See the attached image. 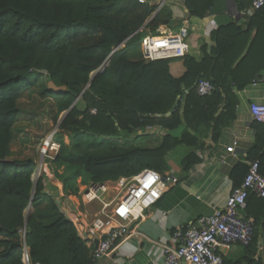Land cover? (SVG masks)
I'll list each match as a JSON object with an SVG mask.
<instances>
[{
  "label": "trees",
  "instance_id": "1",
  "mask_svg": "<svg viewBox=\"0 0 264 264\" xmlns=\"http://www.w3.org/2000/svg\"><path fill=\"white\" fill-rule=\"evenodd\" d=\"M187 9L191 15L203 16L191 9L189 1ZM150 13L138 0H0V264H24L23 228L28 264H91L86 241L78 237L51 196L44 194L46 173L42 171L34 183L36 165L32 160L6 159L10 129L18 115L16 101L32 73L44 76L47 83L66 87L59 94L49 91L47 84L45 90L50 97L67 100L62 112L80 96L81 103L71 109L61 125L69 124L62 130L71 131L77 140L90 138L102 144L100 138L123 139L128 146L104 155L73 156L58 133L60 150L52 170L65 196L76 195L78 180L86 185L115 182L143 170L163 174L173 161L179 180H184L201 162L202 154L216 145L219 132L235 120L238 100L233 89L243 90L264 69V42L260 40L264 6L245 29L233 23L214 30L212 46L202 48L199 63L186 56L145 64L142 59L132 61L125 56L132 40L138 38L140 46L147 35L140 29ZM80 28L100 36L89 40L90 45L67 39V34L78 33ZM118 47L104 70L91 80L92 73ZM174 60L182 61L184 72L179 77L170 72ZM201 81L212 85L211 94H197ZM93 109L95 115L90 113ZM146 128H158L163 134L157 146H136L139 139L148 137L143 134ZM254 128L255 143L245 161L234 168L232 188L240 186L252 161L259 162V173L264 177V124ZM44 199L50 201V208L41 218L49 223L43 225L36 213L25 220L28 206ZM250 199L260 202L258 214L263 215L264 199L251 194L245 217L252 216ZM255 237L256 233L250 247H254ZM245 264L264 263L247 258Z\"/></svg>",
  "mask_w": 264,
  "mask_h": 264
},
{
  "label": "crops",
  "instance_id": "2",
  "mask_svg": "<svg viewBox=\"0 0 264 264\" xmlns=\"http://www.w3.org/2000/svg\"><path fill=\"white\" fill-rule=\"evenodd\" d=\"M187 1L193 11H198L203 16L191 15L187 9ZM253 1L255 0H144L141 5L147 6L151 13L140 30H145L146 34L155 35L176 31L182 26L187 27L189 30L187 56L199 63L203 59L202 48L212 46L210 36L214 30L233 23L242 29L246 28L252 17L259 11L246 17L243 11L241 12V8L250 9ZM205 6L208 7L207 10ZM260 40L264 42V35ZM170 72L174 77L181 76L184 72L182 61H172ZM260 77H264V69L260 70L243 90L233 89L238 100L235 120L229 127L219 132L216 145L202 154L201 162L190 170L184 180H179L177 164L175 161L172 162L170 170L175 173L179 182L166 190L161 199L145 212L143 218L131 222L129 228H133L139 237L126 240L112 256L102 258L95 263L91 262V264L161 262L163 245H175L172 233L176 229L185 227L199 217L211 215L224 206L233 187L231 174L239 163L245 161L248 151L255 143L256 130L254 127L258 123L252 121L249 107L252 104H264V84L254 83L255 79ZM63 132L72 134L69 130ZM143 134L148 137L139 139L135 143L136 146H157L163 135L158 129H153L150 133L144 131ZM138 135H142V132H138ZM170 156L174 157L173 154ZM51 169L52 167L48 169L47 174ZM80 184L78 181L77 187L83 186ZM58 190L60 199H62V211H77L76 197L74 195L64 196L62 186L58 187ZM114 195V189H110L102 199L103 203L96 202V208L92 212L88 209L86 213L88 215L98 213L104 204V213L110 215L114 205ZM248 204L252 216L247 218L254 222L256 229L254 247L252 245L254 254L251 256L252 247L242 248L233 245L227 250L221 249L220 253L225 264H245L247 258L261 260L264 263V214H258L261 204L257 200L250 199ZM244 216H246L245 213ZM114 225V222L110 223V226ZM80 238L86 241L89 254H91L92 249L89 244L92 241L91 237L85 235Z\"/></svg>",
  "mask_w": 264,
  "mask_h": 264
},
{
  "label": "built area",
  "instance_id": "3",
  "mask_svg": "<svg viewBox=\"0 0 264 264\" xmlns=\"http://www.w3.org/2000/svg\"><path fill=\"white\" fill-rule=\"evenodd\" d=\"M138 3L143 4L144 0H138ZM263 6L264 0H255L251 3L250 9L244 10L243 14L250 17ZM188 39L189 30L184 26L176 31L147 34L140 41L141 59L155 62L184 58L188 54ZM107 64L108 61L98 70L102 72ZM254 83L264 84V77L255 79ZM212 91L213 87L207 81L199 82L196 88L199 96H207ZM249 112L253 122L264 124V104L250 105ZM90 113L95 115L96 110L93 109ZM153 129L158 128H146L145 131L150 133ZM57 134L58 129L39 144L38 175L42 171L47 174L59 153L60 145L55 138ZM178 182L175 173L171 170L163 174L143 170L130 178H120L113 184L88 183L78 187L74 195L78 202V210L61 213L72 224L79 237L85 235L91 237L90 259L92 263H95L102 258L112 256L126 240L132 237L138 238L139 234L133 228H129L131 222L143 218L145 212L161 199L163 193ZM110 189L118 192L110 215L104 213V204L98 213L88 215L86 213L88 207L95 202L103 203L102 199ZM251 194L264 199V177L259 173L258 161L250 162L240 186L231 189L221 209L211 215L199 217L183 228L176 229L172 233L175 245H163L162 261L152 264H224L221 249L227 250L233 245L242 248L250 247L256 229L254 222L244 216V210L246 200ZM111 222L115 225L110 226ZM25 257L27 258V252Z\"/></svg>",
  "mask_w": 264,
  "mask_h": 264
},
{
  "label": "rangeland",
  "instance_id": "4",
  "mask_svg": "<svg viewBox=\"0 0 264 264\" xmlns=\"http://www.w3.org/2000/svg\"><path fill=\"white\" fill-rule=\"evenodd\" d=\"M99 36L100 34L96 31L80 28L78 30V33L71 31L69 34H67V39L72 40V42H75L78 45H90L92 41L89 40L93 38L98 39ZM123 47L124 45L121 48ZM125 56H127L129 60L132 61L141 60L139 55L138 38L132 40L131 46H129L125 52ZM96 74L97 70L92 73L91 79ZM46 84L47 81L44 76L32 73L28 80V86L24 91L20 92V96L16 101L18 115L16 116L10 129V142L8 143L6 151V159L8 160H32L35 163L36 168L32 175V180L34 183H36L38 177H40V174L38 175L39 144L43 139L51 135L58 128L60 130L58 131L59 135L63 137V142H61L66 147V149L70 150L73 156L85 155L86 157H88L90 155H104L112 151L120 152L128 149V146L125 145L126 143L123 139L111 141L110 138H100L99 140H101L102 143L100 144V142H98L97 140H91L90 138L77 140L74 134L71 136L64 133V130H62V128L67 126V124L69 123L67 122L61 125L62 122L69 115L71 109L74 106L79 105L81 101L76 98L72 101V103H70L69 108L66 111L62 112L60 110L67 100L55 99L46 95ZM88 87L89 85L85 87V90ZM176 134H179V132H176ZM55 138L57 139V136ZM57 140L59 141L60 138H58ZM58 172L62 173V170L59 169ZM115 182L109 181V183L111 184ZM43 183L45 188L44 194L50 195L52 202L57 205V208H59L60 212H62V199H60L58 190V187L62 186V184L60 183L59 178L55 175L52 169L49 170L48 174H46L45 178H43ZM80 185H82V183ZM77 188L78 187L76 185L74 189L76 190ZM114 193V198H116L118 192L114 190ZM96 206V202L91 204V206L88 207L89 211L92 212V210L95 209ZM49 208L50 201L47 199L42 200L36 206L30 205L24 211L25 220L29 216L36 213L39 221L43 225H47L49 221L41 217H43V214L46 213ZM20 238L23 243V249H25L26 253L28 252V250L25 246V228H23V230L20 232ZM22 259L24 264H28L25 254L23 255Z\"/></svg>",
  "mask_w": 264,
  "mask_h": 264
},
{
  "label": "water",
  "instance_id": "5",
  "mask_svg": "<svg viewBox=\"0 0 264 264\" xmlns=\"http://www.w3.org/2000/svg\"><path fill=\"white\" fill-rule=\"evenodd\" d=\"M132 36H133V35H132ZM116 50H117V48L114 49V50L110 53V56H109V58L107 59L108 62H109V60H110V57L113 55V53H114ZM148 63H149L148 61H145V64H148ZM98 73H100L99 70L97 71V74H98ZM91 80H92V79H91ZM47 89H48L49 91H51V92H53V93H57V94L66 91V87H64V86H56V85L53 84V82H48V83H47ZM82 93H83V92H82ZM79 97H80V96H79ZM79 97H78L77 99H79ZM177 100H178V99H177ZM74 104H75V103H74ZM176 104H177V101H176L175 105L173 106V108L171 109V111L167 114V116H169V115L173 112V110H174ZM73 106H74V105H73ZM73 106H72V107H73Z\"/></svg>",
  "mask_w": 264,
  "mask_h": 264
}]
</instances>
